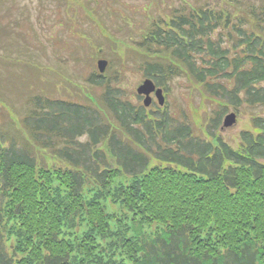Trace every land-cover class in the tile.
Listing matches in <instances>:
<instances>
[{
    "label": "trees",
    "instance_id": "16d2710c",
    "mask_svg": "<svg viewBox=\"0 0 264 264\" xmlns=\"http://www.w3.org/2000/svg\"><path fill=\"white\" fill-rule=\"evenodd\" d=\"M235 2L180 3L138 43L146 77L217 105L203 130L94 73L98 110L30 97L22 140L0 135V264H264V7ZM228 107L250 118L236 150Z\"/></svg>",
    "mask_w": 264,
    "mask_h": 264
},
{
    "label": "rangeland",
    "instance_id": "374dc122",
    "mask_svg": "<svg viewBox=\"0 0 264 264\" xmlns=\"http://www.w3.org/2000/svg\"><path fill=\"white\" fill-rule=\"evenodd\" d=\"M186 1L212 7L220 4L232 13L235 1L246 9L264 7V0H229L231 5H225V0H0V135L22 140V119L28 114L32 95L66 106L72 103L91 109L95 105V110L100 109L105 86L88 82L93 73L99 74V60L108 63L104 79L121 91L122 99L144 108L143 97L136 90L146 79L145 65L155 60L140 51L138 43L152 25L159 20L168 22L166 15ZM167 86V90L160 88L170 113L180 119L183 111L203 130L217 105L181 78ZM154 97L148 108L152 112L160 108ZM66 106L61 109L64 115L74 113ZM230 113H235L236 124L223 128ZM249 128V116L228 107L220 115L217 133L236 150L240 132ZM196 131L201 135L202 131ZM39 158L43 165H54L47 156Z\"/></svg>",
    "mask_w": 264,
    "mask_h": 264
},
{
    "label": "water",
    "instance_id": "95a60500",
    "mask_svg": "<svg viewBox=\"0 0 264 264\" xmlns=\"http://www.w3.org/2000/svg\"><path fill=\"white\" fill-rule=\"evenodd\" d=\"M107 66V62L100 60L97 62V67L100 73H104ZM139 96H144L143 105L144 107H149L152 102L151 94L154 93L155 98L159 106H163L165 98L163 96V91L160 88L156 89L154 82L151 79H146L136 90ZM236 124L235 113H230L225 116L223 120V128H230Z\"/></svg>",
    "mask_w": 264,
    "mask_h": 264
}]
</instances>
